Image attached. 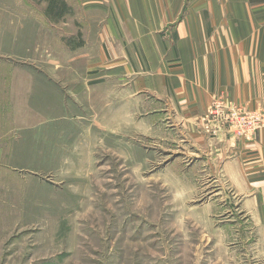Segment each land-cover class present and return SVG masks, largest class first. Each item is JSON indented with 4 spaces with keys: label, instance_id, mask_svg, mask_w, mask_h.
<instances>
[{
    "label": "rangeland",
    "instance_id": "rangeland-1",
    "mask_svg": "<svg viewBox=\"0 0 264 264\" xmlns=\"http://www.w3.org/2000/svg\"><path fill=\"white\" fill-rule=\"evenodd\" d=\"M64 2L49 21L44 0H0V264H264V216L192 164L166 98L134 97L138 74L84 71L98 44L73 45L100 15Z\"/></svg>",
    "mask_w": 264,
    "mask_h": 264
},
{
    "label": "crops",
    "instance_id": "crops-1",
    "mask_svg": "<svg viewBox=\"0 0 264 264\" xmlns=\"http://www.w3.org/2000/svg\"><path fill=\"white\" fill-rule=\"evenodd\" d=\"M79 2L86 15L92 10L100 15L85 18L98 27L92 36L81 34V44L73 46L98 44L96 51L86 52L84 71L102 67L138 74L128 84L134 97L150 91L166 98L172 121L194 144L189 153L198 157L192 164L206 169L213 181L227 184L242 201L243 212L264 216V127L235 134L233 126L221 125L209 114L217 98L245 111L264 108V0ZM106 9L109 17H103ZM16 78L7 79L10 98L16 94ZM167 87L178 100L173 110Z\"/></svg>",
    "mask_w": 264,
    "mask_h": 264
},
{
    "label": "built area",
    "instance_id": "built-area-1",
    "mask_svg": "<svg viewBox=\"0 0 264 264\" xmlns=\"http://www.w3.org/2000/svg\"><path fill=\"white\" fill-rule=\"evenodd\" d=\"M214 104L216 110L212 115L221 125L233 126L235 134L246 135L264 127V108L257 113L245 111L222 98L215 100Z\"/></svg>",
    "mask_w": 264,
    "mask_h": 264
},
{
    "label": "trees",
    "instance_id": "trees-1",
    "mask_svg": "<svg viewBox=\"0 0 264 264\" xmlns=\"http://www.w3.org/2000/svg\"><path fill=\"white\" fill-rule=\"evenodd\" d=\"M44 1L46 2L44 14L51 21H58L68 9L64 0H44ZM76 37L79 38V35H76ZM80 44L81 41L79 40L75 45H80Z\"/></svg>",
    "mask_w": 264,
    "mask_h": 264
}]
</instances>
